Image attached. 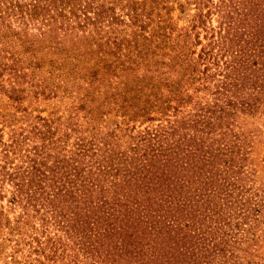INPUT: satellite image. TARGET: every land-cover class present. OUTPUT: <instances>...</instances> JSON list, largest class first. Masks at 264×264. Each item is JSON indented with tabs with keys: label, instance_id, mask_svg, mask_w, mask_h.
Masks as SVG:
<instances>
[{
	"label": "trees",
	"instance_id": "obj_1",
	"mask_svg": "<svg viewBox=\"0 0 264 264\" xmlns=\"http://www.w3.org/2000/svg\"><path fill=\"white\" fill-rule=\"evenodd\" d=\"M264 0H0V264H264Z\"/></svg>",
	"mask_w": 264,
	"mask_h": 264
},
{
	"label": "rangeland",
	"instance_id": "obj_2",
	"mask_svg": "<svg viewBox=\"0 0 264 264\" xmlns=\"http://www.w3.org/2000/svg\"><path fill=\"white\" fill-rule=\"evenodd\" d=\"M262 120H263V122H259V123H260V126L262 127V130H263L262 139H263V145H264V118ZM261 153H264V147H262Z\"/></svg>",
	"mask_w": 264,
	"mask_h": 264
}]
</instances>
